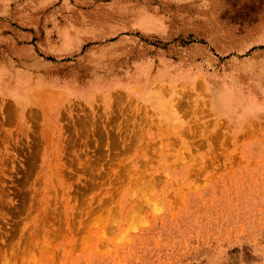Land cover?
Here are the masks:
<instances>
[{"label":"rangeland","instance_id":"rangeland-1","mask_svg":"<svg viewBox=\"0 0 264 264\" xmlns=\"http://www.w3.org/2000/svg\"><path fill=\"white\" fill-rule=\"evenodd\" d=\"M0 264H264V0H0Z\"/></svg>","mask_w":264,"mask_h":264}]
</instances>
